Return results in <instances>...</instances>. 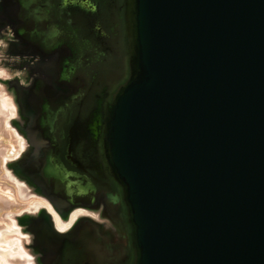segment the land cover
Listing matches in <instances>:
<instances>
[{
  "label": "water",
  "instance_id": "obj_1",
  "mask_svg": "<svg viewBox=\"0 0 264 264\" xmlns=\"http://www.w3.org/2000/svg\"><path fill=\"white\" fill-rule=\"evenodd\" d=\"M124 30L102 121L129 264H264V0H125Z\"/></svg>",
  "mask_w": 264,
  "mask_h": 264
},
{
  "label": "flooded vegetation",
  "instance_id": "obj_2",
  "mask_svg": "<svg viewBox=\"0 0 264 264\" xmlns=\"http://www.w3.org/2000/svg\"><path fill=\"white\" fill-rule=\"evenodd\" d=\"M124 25L125 0H0V39L8 63L19 65L10 81L20 87L31 144V160L21 167L50 209L25 224L40 264H129L132 257L102 121L111 80L117 85L127 76ZM1 242L7 249L0 252L15 247Z\"/></svg>",
  "mask_w": 264,
  "mask_h": 264
},
{
  "label": "rangeland",
  "instance_id": "obj_3",
  "mask_svg": "<svg viewBox=\"0 0 264 264\" xmlns=\"http://www.w3.org/2000/svg\"><path fill=\"white\" fill-rule=\"evenodd\" d=\"M2 41L0 39V248L7 249L1 240L11 241L15 247L10 253L0 252V264H40L39 254L31 245L25 224L29 218L50 209L42 194L34 188L35 180L25 173L24 165L21 167L31 160V144L25 133V120L18 101L20 87L10 81L13 71L19 73V65L8 63L12 57L5 51ZM20 72L18 76L22 79L25 75ZM96 216L99 230H105L106 226L101 222L103 217L97 213ZM70 222L71 219L66 224ZM56 225L66 227L61 223ZM122 231L126 234L125 229Z\"/></svg>",
  "mask_w": 264,
  "mask_h": 264
},
{
  "label": "bare ground",
  "instance_id": "obj_4",
  "mask_svg": "<svg viewBox=\"0 0 264 264\" xmlns=\"http://www.w3.org/2000/svg\"><path fill=\"white\" fill-rule=\"evenodd\" d=\"M110 227H111V226H110ZM111 228H112V227H111ZM108 231H109V232H113V233H115V229H114V227H113V229H110V228H109ZM103 232H104V230H102V231L99 230V233H103ZM113 233H112V234H113ZM113 235H114V234H113Z\"/></svg>",
  "mask_w": 264,
  "mask_h": 264
}]
</instances>
